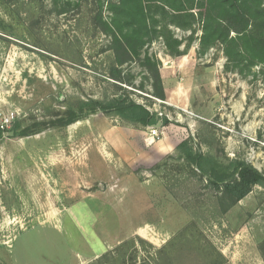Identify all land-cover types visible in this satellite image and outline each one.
Here are the masks:
<instances>
[{"label":"rangeland","instance_id":"rangeland-1","mask_svg":"<svg viewBox=\"0 0 264 264\" xmlns=\"http://www.w3.org/2000/svg\"><path fill=\"white\" fill-rule=\"evenodd\" d=\"M97 9L0 0V119L15 111L20 124L18 135L14 125L0 135V264H264V185L222 213L179 149L186 142L264 175L262 77L227 72L218 45L205 65L221 61L219 85L193 95L194 112L153 145L129 142L124 132L143 126L113 113L63 126L81 101L124 96L162 111L139 60L117 69L131 85L112 79V37ZM162 45L148 49L161 62ZM155 142L168 148L151 149Z\"/></svg>","mask_w":264,"mask_h":264},{"label":"trees","instance_id":"trees-1","mask_svg":"<svg viewBox=\"0 0 264 264\" xmlns=\"http://www.w3.org/2000/svg\"><path fill=\"white\" fill-rule=\"evenodd\" d=\"M60 13H67L71 6L84 4L97 6L96 20L103 32L112 37L116 69L112 79L123 84L132 82L121 77L117 70L134 60L151 73L153 96L166 101V93L160 75L161 60L150 54L149 46L162 39L168 54L173 57L186 55L198 32L201 54L211 48L221 46L226 58L225 70L241 76L262 77L264 83V0H53ZM111 14L110 21L104 20L103 9ZM176 30L189 32L184 38L176 36ZM184 50H181L182 46ZM259 68V73H255ZM102 112L116 114L124 121L151 127L162 122L167 126V118H160L146 106L124 96L108 100H88L70 110L68 120L60 119L63 126ZM20 124L12 131L18 135ZM5 131L0 129V135ZM27 135L29 132H19ZM179 149L186 160L198 173L207 178V187L216 192L219 209L227 213L244 200L257 185H264V175L251 164L233 160L221 163L200 152H195L188 143Z\"/></svg>","mask_w":264,"mask_h":264},{"label":"crops","instance_id":"crops-1","mask_svg":"<svg viewBox=\"0 0 264 264\" xmlns=\"http://www.w3.org/2000/svg\"><path fill=\"white\" fill-rule=\"evenodd\" d=\"M199 34L201 32H198L196 37ZM196 42H198V39L193 44H196ZM193 44L187 54L180 57L170 56L167 48L164 44L162 45L164 51L162 62L164 64L160 67V75L167 98L165 104L161 106V112L170 123L167 126H163L162 124L159 133L167 134L174 127L172 125L174 119H176V122H181L183 116L194 112L193 101L195 102L197 98L195 100L192 97L193 95H196V97L202 96L201 88L209 87L210 89H214L221 81V77L218 74V66L221 61L226 63V58L223 57L220 62H217V67L212 64L206 66L205 64H210L212 49L216 51L218 48H211L206 53L201 54L199 48L194 47ZM184 48L185 46L183 45L181 50H184ZM221 53L223 54V51ZM204 99L201 98V100ZM124 133H127L126 138H129V142L131 143L136 136H139L140 139L144 140L146 147L153 145L154 141H156L150 134V128L148 132H145V128L142 127L136 131L126 130ZM166 148H168L166 145L155 142V145L151 149L162 151Z\"/></svg>","mask_w":264,"mask_h":264},{"label":"built area","instance_id":"built-area-1","mask_svg":"<svg viewBox=\"0 0 264 264\" xmlns=\"http://www.w3.org/2000/svg\"><path fill=\"white\" fill-rule=\"evenodd\" d=\"M156 101L160 104H165V102L162 100L156 99ZM156 113L159 115L160 118L164 117V114L161 111L156 110ZM17 118H18L17 112L15 111L3 113L0 119V129L3 131L9 129L12 125H14ZM150 134L155 139H159L160 138L159 128H151Z\"/></svg>","mask_w":264,"mask_h":264},{"label":"water","instance_id":"water-1","mask_svg":"<svg viewBox=\"0 0 264 264\" xmlns=\"http://www.w3.org/2000/svg\"><path fill=\"white\" fill-rule=\"evenodd\" d=\"M162 126V122H159V124L152 126L153 128H160Z\"/></svg>","mask_w":264,"mask_h":264}]
</instances>
